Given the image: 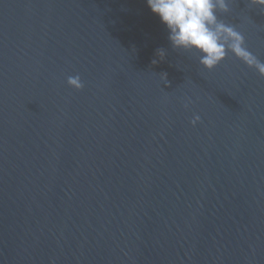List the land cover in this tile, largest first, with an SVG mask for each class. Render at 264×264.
I'll list each match as a JSON object with an SVG mask.
<instances>
[{"label": "water", "instance_id": "95a60500", "mask_svg": "<svg viewBox=\"0 0 264 264\" xmlns=\"http://www.w3.org/2000/svg\"><path fill=\"white\" fill-rule=\"evenodd\" d=\"M230 9L264 62V8ZM0 264H264V78L147 0H0Z\"/></svg>", "mask_w": 264, "mask_h": 264}, {"label": "clouds", "instance_id": "9594fccd", "mask_svg": "<svg viewBox=\"0 0 264 264\" xmlns=\"http://www.w3.org/2000/svg\"><path fill=\"white\" fill-rule=\"evenodd\" d=\"M246 2L249 7L264 8V0ZM147 3L167 26L173 49L198 54L199 63L209 71L216 68L231 52L264 78V62L247 49L244 35L217 16V12L228 13L231 10L230 0H147ZM157 55L159 60L153 59L154 65L166 58V49H158ZM160 75L165 85L170 86L167 73ZM67 83L76 90H82L85 86L79 75L69 76ZM200 119L198 115L195 116L193 125Z\"/></svg>", "mask_w": 264, "mask_h": 264}]
</instances>
